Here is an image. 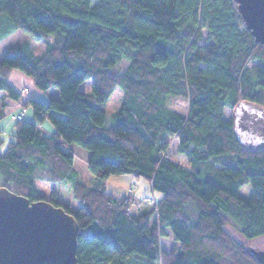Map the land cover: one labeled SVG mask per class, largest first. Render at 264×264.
Segmentation results:
<instances>
[{
	"label": "trees",
	"instance_id": "obj_1",
	"mask_svg": "<svg viewBox=\"0 0 264 264\" xmlns=\"http://www.w3.org/2000/svg\"><path fill=\"white\" fill-rule=\"evenodd\" d=\"M17 29L46 49L10 46L0 60V91L20 99L9 80L17 69L40 90L59 88L61 98L24 101L56 131L15 120L0 176L32 202L47 199L39 178L71 183L78 210L50 201L80 225L79 264H264L246 242L264 236V149L239 143L224 111L240 100L264 107V44L234 0H0V39ZM87 79L93 87L84 93ZM118 87L124 97L108 121L106 104ZM172 101L186 102L187 113ZM6 116L2 102L0 120ZM173 139L185 163L171 155ZM72 144L91 151L92 185L79 177ZM121 174L146 179L161 197L132 212L141 202L134 193L106 191L110 176ZM168 231L177 245L165 251Z\"/></svg>",
	"mask_w": 264,
	"mask_h": 264
},
{
	"label": "water",
	"instance_id": "obj_2",
	"mask_svg": "<svg viewBox=\"0 0 264 264\" xmlns=\"http://www.w3.org/2000/svg\"><path fill=\"white\" fill-rule=\"evenodd\" d=\"M234 1L251 34L264 44V0ZM232 110L237 141L247 150L264 149V107L240 100ZM79 233L76 217L65 207L0 188V264H79ZM253 250L264 260V251Z\"/></svg>",
	"mask_w": 264,
	"mask_h": 264
},
{
	"label": "rangeland",
	"instance_id": "obj_3",
	"mask_svg": "<svg viewBox=\"0 0 264 264\" xmlns=\"http://www.w3.org/2000/svg\"><path fill=\"white\" fill-rule=\"evenodd\" d=\"M207 31L204 30V36H206ZM20 46L23 49L25 47L30 46L31 49L35 54H40L42 51L46 49V44L44 41H38L36 38L30 34L22 31L21 29H17L11 33H9L6 37L0 39V60H2L5 57V53L7 52V49L10 46ZM255 63H250V65H253ZM18 73L17 75H9L10 82L12 81L14 84V87L16 90H19L18 88L26 86L29 87L30 90L26 91L22 94L19 100L12 98L10 95H6L8 99H11L15 104H18L14 109L12 108V105H8V103H5V109H7L8 116L4 117L0 120V128L4 131L3 137H4V144L0 148V153L3 152L8 144L10 143L12 139V133L14 128L15 120L13 119V115L18 113L13 112H19L24 111V119L27 121H34L37 122V119L34 115V108L32 106H23L24 101L27 98L36 97L40 101L49 102L53 98H61L60 96V90L57 87H52V89L49 90H40L34 82V79L30 76L25 75L21 70H13ZM21 74V75H19ZM19 75V76H18ZM22 76V77H21ZM24 81L26 84H24ZM93 81L92 79L85 80L82 84H80V91L82 92H91L93 87ZM12 84V83H11ZM25 88V87H24ZM24 88H22L20 91H22ZM19 91V92H20ZM5 93V92H4ZM6 94V93H5ZM124 94L123 90L118 87L116 91L113 93L112 97L107 102L106 106V112L108 116V121H111L112 119V113L116 111L120 106L121 102L123 100ZM172 106L180 111L181 113H187L188 104L186 102H178V101H172ZM26 109V111L24 110ZM19 110V111H18ZM225 117L229 118L233 115V110L230 107L225 108ZM37 127L39 130L44 132L45 134L54 133L56 131L55 126L51 122L49 118H46L43 120V122H37ZM72 150L75 152V157L78 160V171L80 172V179L85 182L86 184H93L91 175L89 171L86 168L87 159L91 155V151L89 149H85L81 147L78 144H72ZM170 153L172 156H174L178 161L185 163L187 156L179 152V145L178 141L176 139H173V142L170 145ZM136 179L143 180L144 178H139L131 174H121V176H110V178L107 180L106 184V191L109 194H113L116 197H122L123 195H129L134 193V195L138 192L140 195H142V192L144 190V186H141L138 183H136ZM35 184L37 185V191L44 196V198L50 200L51 198H59L63 203L71 205V207L74 210H78L80 204H78L74 198V193L72 191V186L70 182L67 183H52L48 180L43 179H37ZM3 186V178L0 176V188ZM9 188L12 190L13 186L9 184ZM148 190L151 192L149 193V197L145 196L143 198H138L136 195L135 197L138 198V200H141L140 203H136L132 207V212L139 214L142 213V208L144 207H152L154 202L157 201L158 197L150 187ZM242 194L245 196H249L251 194V188L249 186H244L241 189ZM54 193V194H53ZM153 195V196H151ZM150 206H149V205ZM150 209V208H149ZM228 230L231 234L234 235V237L243 242L245 239L241 237L239 232L234 229L232 226H228ZM85 234H89V230H84ZM246 241V240H245ZM248 245L251 248H255L256 250L264 251V236L253 238V240H247L246 241ZM161 246L165 249H171L175 244L172 236L162 237L161 238Z\"/></svg>",
	"mask_w": 264,
	"mask_h": 264
},
{
	"label": "crops",
	"instance_id": "obj_4",
	"mask_svg": "<svg viewBox=\"0 0 264 264\" xmlns=\"http://www.w3.org/2000/svg\"><path fill=\"white\" fill-rule=\"evenodd\" d=\"M11 74L12 75H17L18 73H16V71H13L12 70V72L10 73V76H11ZM19 75H21V74H19ZM18 75V76H19ZM22 77V76H21ZM11 80V79H10ZM11 83H12V85L14 86V84H13V82L11 81ZM24 84H26V82L24 81ZM24 87H26V86H23V87H20V88H18L19 90L18 91H20L22 88H24ZM17 88V87H16ZM27 88H29V87H27ZM30 90V89H29ZM6 102V103H8V105L10 106V105H12V108H10V109H14L18 104H15L11 99H8L7 97H6V95H5V93L4 92H2V91H0V104L2 103V102ZM19 111V110H18ZM7 112H10V111H7ZM13 113H19V112H13ZM75 153V152H74ZM139 182V184L141 185V186H144V190H143V192H142V195H140L138 192L135 194L138 198H143V197H145V196H147V197H149V193H151L149 190H148V188L150 187V189H152L151 188V184L146 180V179H143V180H139V179H136V183H138ZM155 193H156V195H157V197H158V199L161 197V194L159 193V192H156L155 191ZM151 196H153V195H151ZM149 205V204H148ZM150 206V205H149ZM151 207V206H150ZM150 207H144V209L142 208V212L144 211V210H146V209H149ZM169 232V231H168ZM170 233V235L169 236H172V238H173V235L171 234V232H169ZM168 236V237H169ZM174 244L175 245H177L175 242H174ZM167 250H169L168 248L167 249H165V251H167Z\"/></svg>",
	"mask_w": 264,
	"mask_h": 264
},
{
	"label": "built area",
	"instance_id": "obj_5",
	"mask_svg": "<svg viewBox=\"0 0 264 264\" xmlns=\"http://www.w3.org/2000/svg\"><path fill=\"white\" fill-rule=\"evenodd\" d=\"M29 88L25 87L22 92L25 93L26 91H28ZM26 111V109H24ZM22 118H24V111H21V113L15 114L13 115V119L14 120H21Z\"/></svg>",
	"mask_w": 264,
	"mask_h": 264
}]
</instances>
